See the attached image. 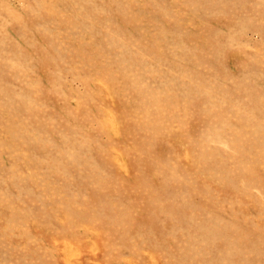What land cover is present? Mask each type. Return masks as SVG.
Returning a JSON list of instances; mask_svg holds the SVG:
<instances>
[{
	"label": "rangeland",
	"instance_id": "obj_1",
	"mask_svg": "<svg viewBox=\"0 0 264 264\" xmlns=\"http://www.w3.org/2000/svg\"><path fill=\"white\" fill-rule=\"evenodd\" d=\"M0 264H264V0H0Z\"/></svg>",
	"mask_w": 264,
	"mask_h": 264
}]
</instances>
